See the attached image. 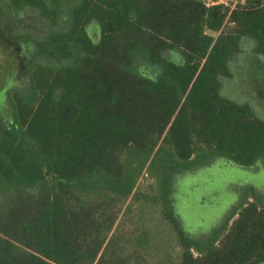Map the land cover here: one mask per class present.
Here are the masks:
<instances>
[{
	"label": "trees",
	"instance_id": "1",
	"mask_svg": "<svg viewBox=\"0 0 264 264\" xmlns=\"http://www.w3.org/2000/svg\"><path fill=\"white\" fill-rule=\"evenodd\" d=\"M219 1L9 0L53 26L38 53L69 64L36 63L34 97L0 111V264H264L260 203L205 240L177 212L181 176L264 160V120L221 94L243 41L264 55V0Z\"/></svg>",
	"mask_w": 264,
	"mask_h": 264
},
{
	"label": "rangeland",
	"instance_id": "2",
	"mask_svg": "<svg viewBox=\"0 0 264 264\" xmlns=\"http://www.w3.org/2000/svg\"><path fill=\"white\" fill-rule=\"evenodd\" d=\"M234 8L240 0H222ZM61 23L57 29L66 28ZM53 26L33 9L15 11L9 0H0V111L8 120H14L13 93L32 99L31 70L36 63L52 66L68 65L38 53L37 41ZM88 31L98 39L99 25L92 22ZM165 57L182 62L176 51L165 52ZM232 76L222 80L221 94L241 105L249 106L264 120V55L252 41H243L231 60ZM134 71L155 77L160 68L145 59H138ZM15 91V92H14ZM177 193L178 215L185 231L194 239H211L226 224L247 199L264 206V160L252 168L216 159L210 164L181 176ZM179 190V191H178Z\"/></svg>",
	"mask_w": 264,
	"mask_h": 264
},
{
	"label": "built area",
	"instance_id": "3",
	"mask_svg": "<svg viewBox=\"0 0 264 264\" xmlns=\"http://www.w3.org/2000/svg\"><path fill=\"white\" fill-rule=\"evenodd\" d=\"M219 3V2H218ZM220 3H223V1H221ZM209 4H211V5H215V3H211V2H209Z\"/></svg>",
	"mask_w": 264,
	"mask_h": 264
},
{
	"label": "crops",
	"instance_id": "4",
	"mask_svg": "<svg viewBox=\"0 0 264 264\" xmlns=\"http://www.w3.org/2000/svg\"><path fill=\"white\" fill-rule=\"evenodd\" d=\"M221 1H222V0H220L219 3H215V4H221V3H220ZM211 3H214V2H211ZM254 48H255V47H254Z\"/></svg>",
	"mask_w": 264,
	"mask_h": 264
}]
</instances>
